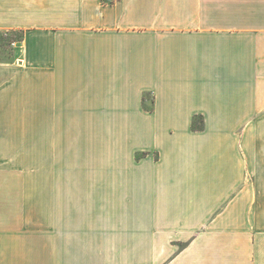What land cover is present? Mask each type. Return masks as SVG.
<instances>
[{
    "label": "crops",
    "instance_id": "1",
    "mask_svg": "<svg viewBox=\"0 0 264 264\" xmlns=\"http://www.w3.org/2000/svg\"><path fill=\"white\" fill-rule=\"evenodd\" d=\"M0 264H264V0H0Z\"/></svg>",
    "mask_w": 264,
    "mask_h": 264
},
{
    "label": "rangeland",
    "instance_id": "2",
    "mask_svg": "<svg viewBox=\"0 0 264 264\" xmlns=\"http://www.w3.org/2000/svg\"><path fill=\"white\" fill-rule=\"evenodd\" d=\"M21 37L22 33L20 31H12L9 34L0 31V59H13L15 52L10 41L18 40Z\"/></svg>",
    "mask_w": 264,
    "mask_h": 264
}]
</instances>
